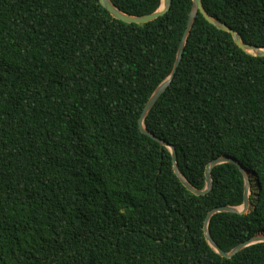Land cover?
I'll list each match as a JSON object with an SVG mask.
<instances>
[{
	"label": "trees",
	"instance_id": "obj_1",
	"mask_svg": "<svg viewBox=\"0 0 264 264\" xmlns=\"http://www.w3.org/2000/svg\"><path fill=\"white\" fill-rule=\"evenodd\" d=\"M141 17L161 0H109ZM243 44L264 48V0H201ZM192 0L153 22L115 20L99 0H0V264H264V243L227 259L207 214L239 208L232 164L189 192L139 119L169 78ZM205 189L227 156L255 177L248 214L216 213L229 253L264 232V58L200 14L167 90L143 121Z\"/></svg>",
	"mask_w": 264,
	"mask_h": 264
},
{
	"label": "water",
	"instance_id": "obj_2",
	"mask_svg": "<svg viewBox=\"0 0 264 264\" xmlns=\"http://www.w3.org/2000/svg\"><path fill=\"white\" fill-rule=\"evenodd\" d=\"M99 3L111 15V17L115 20H118V21H121V22H124L127 24L143 25V24L153 22L157 18L164 16L170 10L172 0H161V5L156 12H154L152 14L145 15V16H141V17H133V16H129V15H126V14L120 12L117 8H115L113 6V4L109 0H99ZM198 14H200L209 24L215 26L217 29H219L223 32L230 34L232 36V39H233L234 43L236 44V46H238L243 52H245V53H247L253 57L264 58V48H257L255 46L243 44L241 39H240V36L235 31H233L232 29L227 27L225 24L215 21L205 12V10L202 6L201 0H192V6H191V10H190V13L188 16L186 28L184 31L183 38L179 43V47H178V51H177V55H176V60L174 62L171 74H170L169 78L167 80H165L156 89V91L154 92V94L151 96V98L147 102L146 106L144 107L143 112H142L140 119H139V128H140V132L142 134L149 136L151 139L155 140L160 145L169 149V151L171 153L172 166H173V171H174L175 175L178 177V179L180 180L182 185L195 196L206 195L211 190V188H212L211 171L214 167L222 165V164H232L240 171V173L242 174V176L244 178V182H245L244 199H243V204L241 206V210H238V208H235V207H228V206L215 208L214 210L210 211L207 214V216L205 218V222H204V236H205L206 241L209 243V245L212 247V249L216 253H218L219 255H221L224 258L230 259L246 247H249V246L257 244V243H264V238L259 236V233H258L257 235L252 237L250 240L237 245L229 253H225V252L221 251L216 246V244L212 241V239L210 238L209 233H208L209 220L216 213H239V214H248L249 213V208L251 207V203H250L249 196H248V186L250 185V180L247 179L246 172H245L246 170L235 159L227 157V156H220V157L212 160L206 166V169H205V189L202 191L196 190L179 174V172L176 168V152H175L174 146L169 145L166 142H164L158 138H155L153 135L149 134L145 130V127L143 125V121H144L145 117L147 116L149 111L153 108V106L155 105L157 100L160 98V96L170 86V84H171V82L175 76V73L177 72V69L179 67V64H180L182 56H183V52H184V48H185V44H186V39L190 33L192 25H193L195 18ZM251 209H254V207H252ZM261 233L264 234V232H261Z\"/></svg>",
	"mask_w": 264,
	"mask_h": 264
},
{
	"label": "rangeland",
	"instance_id": "obj_3",
	"mask_svg": "<svg viewBox=\"0 0 264 264\" xmlns=\"http://www.w3.org/2000/svg\"><path fill=\"white\" fill-rule=\"evenodd\" d=\"M248 188L250 189V195H249V200L251 203V207L249 208V211L252 208V201H254L255 197H256V182H255V177L250 173V185L248 186ZM238 210H241V208H238Z\"/></svg>",
	"mask_w": 264,
	"mask_h": 264
},
{
	"label": "bare ground",
	"instance_id": "obj_4",
	"mask_svg": "<svg viewBox=\"0 0 264 264\" xmlns=\"http://www.w3.org/2000/svg\"><path fill=\"white\" fill-rule=\"evenodd\" d=\"M245 172H246L247 179L250 180V173H248L247 171H245ZM249 195H250V189L248 188V196ZM239 208H241V207H239ZM259 236L264 238V234H262V233H259Z\"/></svg>",
	"mask_w": 264,
	"mask_h": 264
}]
</instances>
